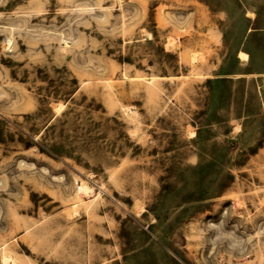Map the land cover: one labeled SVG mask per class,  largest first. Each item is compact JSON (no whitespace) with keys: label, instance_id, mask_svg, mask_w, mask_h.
I'll use <instances>...</instances> for the list:
<instances>
[{"label":"rangeland","instance_id":"1","mask_svg":"<svg viewBox=\"0 0 264 264\" xmlns=\"http://www.w3.org/2000/svg\"><path fill=\"white\" fill-rule=\"evenodd\" d=\"M0 264H264V0H0Z\"/></svg>","mask_w":264,"mask_h":264},{"label":"bare ground","instance_id":"2","mask_svg":"<svg viewBox=\"0 0 264 264\" xmlns=\"http://www.w3.org/2000/svg\"><path fill=\"white\" fill-rule=\"evenodd\" d=\"M239 56L240 57H242V58H244L245 57V53H243V52H239ZM60 106V105H59ZM4 257H6V256H4ZM5 260H7L8 258H4ZM3 259V260H4ZM7 262H8V260H7Z\"/></svg>","mask_w":264,"mask_h":264}]
</instances>
